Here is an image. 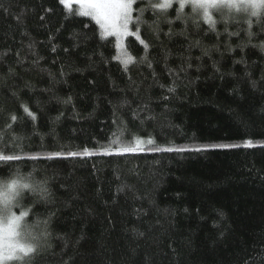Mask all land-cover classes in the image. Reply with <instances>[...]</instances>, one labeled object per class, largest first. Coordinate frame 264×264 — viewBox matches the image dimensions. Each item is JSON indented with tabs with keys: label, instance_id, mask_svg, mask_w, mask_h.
Wrapping results in <instances>:
<instances>
[{
	"label": "trees",
	"instance_id": "16d2710c",
	"mask_svg": "<svg viewBox=\"0 0 264 264\" xmlns=\"http://www.w3.org/2000/svg\"><path fill=\"white\" fill-rule=\"evenodd\" d=\"M160 2L136 0L125 66L59 0H0V156L20 157L0 176L19 168L50 193L25 190L14 211L47 225L6 264H262L264 10H213V31Z\"/></svg>",
	"mask_w": 264,
	"mask_h": 264
},
{
	"label": "snow or ice",
	"instance_id": "6c2138e0",
	"mask_svg": "<svg viewBox=\"0 0 264 264\" xmlns=\"http://www.w3.org/2000/svg\"><path fill=\"white\" fill-rule=\"evenodd\" d=\"M141 2L143 3L144 0H141ZM177 2L180 14L176 16V19H182L185 8L190 7L191 11L201 16V18L209 24L210 30L213 31L216 28L213 10L224 17L225 20L228 18L224 16V9L229 11H233L234 9L237 13H247L251 17H259L261 10H264V0H177ZM59 3L67 8L69 12L75 11L76 15L80 17H90L94 19L104 30L105 36L114 35L123 39L127 36L134 35V33L129 30V26L133 22V5L136 4V0H59ZM173 6L174 0H162L160 3L149 5L151 8L161 10V13L165 16L167 10L173 8ZM242 6L244 9L243 11H241ZM248 9H251V11H248ZM141 22L142 21L137 18L136 24L138 25ZM172 22L171 20L168 21V23ZM251 23V20H249V37L253 35L250 30ZM229 35H237V33H230ZM141 43H144V41L141 40ZM261 47L264 48V45H261ZM145 48H147L146 44ZM122 55L127 56V53L122 51ZM132 60L133 58L131 56H127L123 62L125 66H127ZM149 67H151V64H149ZM170 91H172V89H170ZM25 111L28 110L25 109ZM29 115H32L33 119H35L34 114L29 113ZM13 119H15V117H13ZM116 142L118 143V141ZM143 143L145 142L137 140L135 147H122L117 154L134 153L138 150L143 151ZM146 143L154 144L155 142L149 139ZM251 145L252 142L249 141L247 146ZM215 147L229 146L217 145ZM154 150L172 151L173 149L155 148ZM200 150L201 149H196V151ZM176 151H184V149H176ZM91 154L89 150L84 149L82 153L69 152L68 156H88ZM18 159H20V157L16 155L0 156V161H13ZM11 175L16 177L12 182V190L15 193V203L12 204L11 209H7L9 214L6 218L0 215V264H6L7 261L11 260L23 261L25 258L34 254L40 248V235L37 234V230L41 223L45 226L47 225V221L41 222L39 220L34 224H29L26 220V217L29 215L28 211L21 210L19 215L14 211V209L17 208H23L22 200L25 197V190L38 195L40 199H46L50 195L48 188L45 186L46 181L37 182L31 175L23 176L19 168H16ZM42 234L46 236V230ZM141 235L143 234L141 233ZM262 264H264V258H262Z\"/></svg>",
	"mask_w": 264,
	"mask_h": 264
},
{
	"label": "clouds",
	"instance_id": "9594fccd",
	"mask_svg": "<svg viewBox=\"0 0 264 264\" xmlns=\"http://www.w3.org/2000/svg\"><path fill=\"white\" fill-rule=\"evenodd\" d=\"M243 10L242 6L241 11ZM248 11H251V9H248ZM14 179H16L14 175L0 176V210H2L0 211V215L5 218L9 214L7 209H11L12 204L15 203V193L12 190V182Z\"/></svg>",
	"mask_w": 264,
	"mask_h": 264
},
{
	"label": "rangeland",
	"instance_id": "374dc122",
	"mask_svg": "<svg viewBox=\"0 0 264 264\" xmlns=\"http://www.w3.org/2000/svg\"><path fill=\"white\" fill-rule=\"evenodd\" d=\"M78 7V6H77ZM133 9H134V5H133ZM133 13H134V11H133ZM132 13V16H133V22H132V24H130V26H129V30L131 31V32H133L134 34L136 33V31L134 30V28H133V24H134V14ZM94 20V19H93ZM95 21V20H94ZM96 22V21H95ZM99 25V24H98ZM100 26V25H99ZM101 28V27H100ZM102 29V28H101ZM102 31H103V33H104V30L102 29ZM104 35H105V33H104ZM113 37L115 38V40H116V44H117V48H118V52H119V54H120V56H121V58H123V59H125V58H127V56H124V55H122V51L123 52H126L125 50H126V43H125V41H126V38L128 37H125V38H123V39H121V38H119V37H117V36H114L113 35ZM120 50V51H119ZM120 150L121 149H119V150H110L111 152H114V153H119L120 152ZM137 152V151H136Z\"/></svg>",
	"mask_w": 264,
	"mask_h": 264
}]
</instances>
